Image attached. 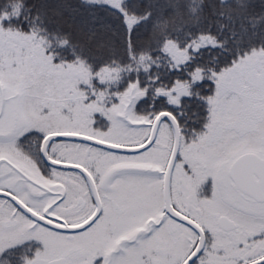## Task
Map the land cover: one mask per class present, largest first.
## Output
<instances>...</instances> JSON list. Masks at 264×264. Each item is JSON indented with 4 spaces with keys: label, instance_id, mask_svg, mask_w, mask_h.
I'll use <instances>...</instances> for the list:
<instances>
[{
    "label": "snow or ice",
    "instance_id": "6c2138e0",
    "mask_svg": "<svg viewBox=\"0 0 264 264\" xmlns=\"http://www.w3.org/2000/svg\"><path fill=\"white\" fill-rule=\"evenodd\" d=\"M0 264H264V0H0Z\"/></svg>",
    "mask_w": 264,
    "mask_h": 264
}]
</instances>
